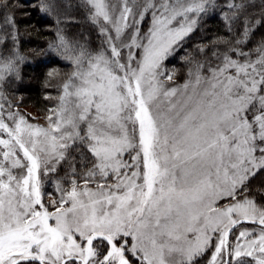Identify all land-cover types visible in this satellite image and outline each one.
<instances>
[{
	"label": "snow or ice",
	"instance_id": "1",
	"mask_svg": "<svg viewBox=\"0 0 264 264\" xmlns=\"http://www.w3.org/2000/svg\"><path fill=\"white\" fill-rule=\"evenodd\" d=\"M0 6L2 88L28 57L19 5ZM253 6L37 0L54 19L33 54L68 70L48 72L60 84L44 123L0 93V264H264V7ZM215 14L223 30L185 51L177 82L167 61Z\"/></svg>",
	"mask_w": 264,
	"mask_h": 264
},
{
	"label": "trees",
	"instance_id": "2",
	"mask_svg": "<svg viewBox=\"0 0 264 264\" xmlns=\"http://www.w3.org/2000/svg\"><path fill=\"white\" fill-rule=\"evenodd\" d=\"M73 3L76 0H72ZM9 4L15 3L19 7L15 10V19L20 28V46L22 54L28 58L21 66L22 79L11 82L2 87V93L9 100L18 103L19 107H31L39 112L46 110L50 106V101L45 94L50 93L53 97L58 94L60 80L49 77L50 69H60L67 71V66L55 54L45 52L42 55L33 54L47 48V40L52 36V32L47 30L53 22V17L40 12L33 6L37 0H8ZM251 11H259L264 5L261 0H253ZM2 5V0H0ZM78 15H81L78 13ZM4 11L0 6V23H3ZM82 17V15H81ZM88 22L81 23L78 29L89 28ZM223 30V22L219 14L206 18L201 30H198L192 38L185 43L184 48L178 50L177 54L167 61L168 65L175 66L178 70H185L180 57L185 55L186 50H190L194 44L211 39L213 35ZM47 81V82H46Z\"/></svg>",
	"mask_w": 264,
	"mask_h": 264
},
{
	"label": "rangeland",
	"instance_id": "3",
	"mask_svg": "<svg viewBox=\"0 0 264 264\" xmlns=\"http://www.w3.org/2000/svg\"><path fill=\"white\" fill-rule=\"evenodd\" d=\"M84 22H87V21L83 20V18L81 17V23H84ZM167 67L169 69H172L173 68L172 66L168 65V63H167ZM183 73H184V71L178 70L177 77H176L177 82H182V80H183ZM0 93H2V88H0ZM0 102H2V100H0ZM17 104L18 103H14V106L15 107H18L24 113H26L29 116V119H31L32 117H36L37 118V121L36 122L44 123V116L46 114L45 113V110L39 112L35 108H31V107H19ZM257 179H259V178H257Z\"/></svg>",
	"mask_w": 264,
	"mask_h": 264
}]
</instances>
